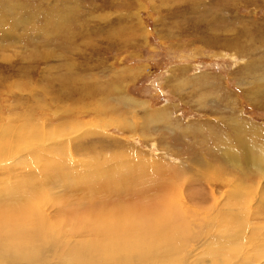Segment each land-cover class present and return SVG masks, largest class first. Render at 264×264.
<instances>
[{
    "label": "rangeland",
    "instance_id": "rangeland-1",
    "mask_svg": "<svg viewBox=\"0 0 264 264\" xmlns=\"http://www.w3.org/2000/svg\"><path fill=\"white\" fill-rule=\"evenodd\" d=\"M26 187L46 264L164 202L183 242L146 264H264V0H0V190Z\"/></svg>",
    "mask_w": 264,
    "mask_h": 264
},
{
    "label": "clouds",
    "instance_id": "clouds-1",
    "mask_svg": "<svg viewBox=\"0 0 264 264\" xmlns=\"http://www.w3.org/2000/svg\"><path fill=\"white\" fill-rule=\"evenodd\" d=\"M45 198L37 187L0 190V246L26 249L42 226ZM168 208L140 204L101 207L91 219L90 244L97 264H131L126 257L147 247L167 221Z\"/></svg>",
    "mask_w": 264,
    "mask_h": 264
},
{
    "label": "bare ground",
    "instance_id": "bare-ground-1",
    "mask_svg": "<svg viewBox=\"0 0 264 264\" xmlns=\"http://www.w3.org/2000/svg\"><path fill=\"white\" fill-rule=\"evenodd\" d=\"M92 190H94V189H92ZM163 204L168 208L167 221L159 227V229L155 233L154 238L152 239L151 243H149L145 249L126 257L127 260L131 261V264H146V262H148L147 259L149 258L150 251L152 249H155V248L160 247V246H164L167 249H173V253H174V252L178 251V247L183 242V239L180 236L181 234L179 235L177 233V232L183 231V227L180 223V222L184 223V220L182 217L183 215L179 218L178 212L174 211V209L169 208L166 202H164ZM148 205L150 207L154 206L152 203H149ZM94 214H95V212H90L89 214H87L88 217L86 216L87 219L84 218L81 221H75L74 223H70V224H72L70 227V231H73L76 227L86 223L87 225H89L88 231L91 234V219L94 216ZM68 217H71V216H68ZM178 219H180V220L178 221ZM184 225H185V223H184ZM50 231H51V227L45 223L44 218H43L42 226L39 229V231L36 233V240L34 242V243L39 242V246L35 247L33 245H30L29 247H27L26 249H23V250H20L14 246H12L13 249L10 251L2 249L3 256H2V261H0V264H3V261L6 258L7 255H5V254H8L10 252L17 253V255L15 257L12 256L11 258L16 259V258L20 257L19 262H21V263L46 264L45 259L41 255V252L44 250L46 245L52 240L51 236H47V234ZM183 232H185V231H183ZM90 245H91L90 242H85L84 246H82L78 249H75L74 248L75 246H73L71 248V251L68 254H71V255H69L70 257L72 255H76V256H80V258H81V257H83L82 252H85V253L91 252L94 254L95 258L90 257L88 259L85 257L84 261L81 264H87V263L92 264L94 262H98L99 257ZM66 259H65V262H67ZM78 259H79V257H78ZM76 261L78 262L77 259H76ZM69 263H72V262H69Z\"/></svg>",
    "mask_w": 264,
    "mask_h": 264
}]
</instances>
